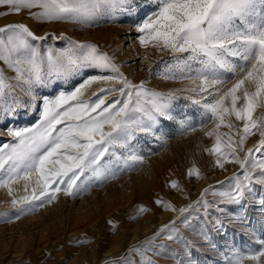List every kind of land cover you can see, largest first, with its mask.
Here are the masks:
<instances>
[{"label": "snow or ice", "instance_id": "1", "mask_svg": "<svg viewBox=\"0 0 264 264\" xmlns=\"http://www.w3.org/2000/svg\"><path fill=\"white\" fill-rule=\"evenodd\" d=\"M0 6L7 7L9 14L26 10L38 23L62 22L81 29L120 15L136 17L143 13L142 22L135 25L140 46L172 55L157 77L173 82L186 80L191 85L157 92L145 86L147 81L134 84L112 57L93 44L73 40L63 49H44L34 42L47 37L36 36L22 23L0 28V61L15 73L12 83L0 71V122L15 120L22 110L39 113L31 127H0V135L12 138V142L0 144V188H6L12 196V185L23 181L24 190L28 191L30 185L32 190L31 195L11 200L16 219L51 203L58 192L76 196L121 173L138 170L145 156L132 142L140 134L155 137L161 145L168 142L167 137L157 134L158 127L174 120L171 105L181 92L188 93L184 98L202 112L198 124L191 117L180 119V134L203 129L211 121L216 127L205 135L215 136L209 151L216 156L217 166L223 169L225 163H236L241 172L230 178L224 190L205 189L200 200L179 209V215L201 207L205 220L209 209L223 214V218H214L211 229L205 226L198 232L204 244L214 250L217 244L209 233L223 234L225 220L250 225L247 212L253 204L264 215V113L255 115L257 109H264V0H0ZM91 69L111 75L89 76L73 90L59 91L54 98L44 93L57 87L58 82L67 84ZM99 82L119 87H102L93 93L95 99H81L92 84ZM109 96L116 99L106 103ZM233 117L242 122L235 133ZM221 127L229 132L221 134ZM257 133L261 139L255 151L261 156H254L253 149L241 156L247 138ZM188 175L200 178L196 169L189 170ZM254 185H259V190ZM171 187L178 185L173 182ZM208 194L218 199L209 202ZM222 205L239 206V211L233 214ZM165 207L176 211L171 205ZM4 217L7 213L0 214ZM189 223L188 217L181 220L185 227ZM160 233H165L163 239H183L170 225L160 229L157 236ZM155 239L143 249L132 250L141 256V264H154L146 253L159 255L164 250L163 245L154 246ZM256 243L259 248L232 249L226 264H260L264 239L258 238ZM195 247L189 242L183 244L187 264H198L192 259ZM175 264L185 262L175 259Z\"/></svg>", "mask_w": 264, "mask_h": 264}, {"label": "rangeland", "instance_id": "2", "mask_svg": "<svg viewBox=\"0 0 264 264\" xmlns=\"http://www.w3.org/2000/svg\"><path fill=\"white\" fill-rule=\"evenodd\" d=\"M143 18V13L136 17L120 15L115 20H103L98 26L81 29L79 25L62 22L38 23L29 18L26 10L18 15L9 14L7 7L0 6V28L22 23L36 36L47 37L46 40L34 42L44 49H63L73 40L90 43L112 57L123 75L134 84L147 81V88L161 93L190 87L186 80L173 82L157 77L172 55L167 51L161 54L151 46H140V34L136 32L135 25ZM0 71L15 83L12 80L15 73L3 61H0ZM95 75L111 73L91 69L67 84L58 82L57 87L45 89L44 93L54 98L59 91H71L84 79ZM114 86L119 87L104 82L94 83L81 99L93 100V93H98L100 88ZM186 95L188 93L181 92L172 101L174 120L164 121L158 127L157 134L167 137L166 144L161 145L155 137L143 134L132 142L145 156L138 170L121 173L116 179L108 180L102 186L93 185L76 196L58 192L51 203L38 207L33 213L21 215L19 219L15 218L17 210L11 207V200L13 197L19 199L31 195V185L28 191L24 190L23 181L12 185V196L6 188H0L1 206L10 205L0 208V214L7 213V217L0 218V264H141V256L132 250L147 247V242L153 237H156L154 246H164L159 255L146 253L154 264H175V259H182L187 264L188 257L183 253L185 242L196 246L192 249V259L198 264H226L225 258L234 248L242 251L259 248L256 240L264 239V215L255 204L247 212L250 225L225 220L226 231L223 234L210 231L217 244L215 250L204 244L198 232L205 226L211 229L214 218H223V214L209 209L205 220V210L201 207L198 210L191 208L183 216L179 215V209L195 205L205 189L224 190L230 178L241 172L236 163H225L223 169L217 166L216 156L209 151L216 142L215 136L205 135L216 127L211 121L203 129L198 127L195 132L180 134L178 121L191 117L198 124L202 112L198 105L184 98ZM114 99L116 97L109 96L106 103ZM261 113H264V109H257L255 115ZM38 119L37 111L22 110L15 120L0 122V127H31ZM232 122L235 126L232 132L235 133L242 122L234 117ZM218 131L223 134L229 129L221 127ZM260 139L258 133L250 135L244 145V153L240 155L253 149V155L260 157L261 153L255 151ZM9 142H12L11 137L0 135V144ZM191 169L199 171V179L195 175H188ZM173 182L177 183L178 188L171 187ZM254 187L257 190L260 188L259 185ZM4 193L8 196H4ZM206 199L213 202L218 198L208 194ZM167 205L176 211L166 210ZM222 207L229 208L233 214L239 211L236 205ZM141 208L146 211L141 213ZM184 217L190 221L187 227L181 224ZM169 225L177 228L182 240L163 239L165 233L157 236L160 229ZM244 264L251 262L245 261ZM260 264H264V258H261Z\"/></svg>", "mask_w": 264, "mask_h": 264}, {"label": "bare ground", "instance_id": "3", "mask_svg": "<svg viewBox=\"0 0 264 264\" xmlns=\"http://www.w3.org/2000/svg\"><path fill=\"white\" fill-rule=\"evenodd\" d=\"M12 188H13V187H12ZM2 191H3V190H2ZM4 196L7 197L8 194H7V193H4ZM5 199H6V198H5ZM5 199H4V200H5ZM9 206H10V205H8V204H4V205H2V206H1V204H0V208L9 207Z\"/></svg>", "mask_w": 264, "mask_h": 264}]
</instances>
